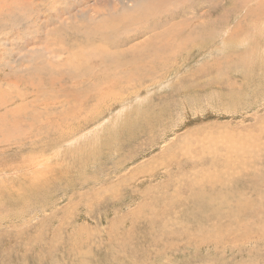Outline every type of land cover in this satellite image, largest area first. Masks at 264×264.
Masks as SVG:
<instances>
[{"label": "rangeland", "instance_id": "1", "mask_svg": "<svg viewBox=\"0 0 264 264\" xmlns=\"http://www.w3.org/2000/svg\"><path fill=\"white\" fill-rule=\"evenodd\" d=\"M0 264H264V0H0Z\"/></svg>", "mask_w": 264, "mask_h": 264}, {"label": "bare ground", "instance_id": "2", "mask_svg": "<svg viewBox=\"0 0 264 264\" xmlns=\"http://www.w3.org/2000/svg\"><path fill=\"white\" fill-rule=\"evenodd\" d=\"M246 3H248V2H246ZM246 3H245V4H246ZM243 4H244V3H243ZM246 5H247V4H246ZM124 14H125V13H124ZM247 15H248V14H247ZM260 16H261V15H260ZM261 17H262V16H261ZM169 20H170V18H169ZM172 20H173V19H172ZM169 22H170V21H169ZM172 23H173V22H172ZM172 23H171V24H172ZM174 25H175V24H174ZM166 26H167V25H166ZM174 27H175V26H174ZM174 27H173V28H174ZM177 27H178V26H177ZM185 27H186V26H185ZM163 28H164V27H163ZM174 29H175V28H174ZM167 30H168V29H167ZM170 30H171V28H170ZM172 30H173V29H172ZM172 30H171V32H172ZM173 33H174V32H173ZM168 34H169V33H168ZM170 34H171V33H170ZM175 34H176V33H175ZM161 35H162V34H161ZM173 35H174V34H173ZM189 35H190V34H189ZM169 36H170V35H169ZM149 45H150V44H149ZM153 56H154V55H153ZM161 56H162V55H161ZM157 60H158V59H157ZM150 63H151V62H150ZM143 64H144V62H143ZM136 77H137V76H136ZM127 78H128V77H127ZM127 80H128V79H127ZM135 81H136V80H135ZM117 112H118V111H117ZM100 119H101V118H100ZM102 122H103V121H102ZM100 125H101V122H100L99 126H100Z\"/></svg>", "mask_w": 264, "mask_h": 264}]
</instances>
